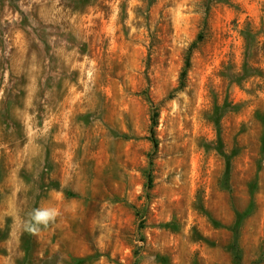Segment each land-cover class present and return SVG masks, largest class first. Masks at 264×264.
Instances as JSON below:
<instances>
[{
  "label": "rangeland",
  "instance_id": "374dc122",
  "mask_svg": "<svg viewBox=\"0 0 264 264\" xmlns=\"http://www.w3.org/2000/svg\"><path fill=\"white\" fill-rule=\"evenodd\" d=\"M0 264H264V0H0Z\"/></svg>",
  "mask_w": 264,
  "mask_h": 264
},
{
  "label": "trees",
  "instance_id": "16d2710c",
  "mask_svg": "<svg viewBox=\"0 0 264 264\" xmlns=\"http://www.w3.org/2000/svg\"><path fill=\"white\" fill-rule=\"evenodd\" d=\"M192 50H193V46L188 50V52L186 54L185 61H184V67H183L182 72L180 73V77H179V85H178L177 91H182L185 88L186 77H187V73H188L189 68H190V60H191ZM146 100L151 105L149 140L153 146V151H152L153 154L150 155V160H149V164H148L149 169H148L147 174H146L147 188L150 189L151 184H152V179H151V175H150V167L152 166V156L155 154V152L157 151V148H158V143H157V140L155 138V128L158 125V122H157L158 113H157L156 107L150 101L148 96H146ZM226 179H227V176H226Z\"/></svg>",
  "mask_w": 264,
  "mask_h": 264
},
{
  "label": "clouds",
  "instance_id": "9594fccd",
  "mask_svg": "<svg viewBox=\"0 0 264 264\" xmlns=\"http://www.w3.org/2000/svg\"><path fill=\"white\" fill-rule=\"evenodd\" d=\"M56 216L54 209H36L32 214L31 220L34 221L35 225L47 226L50 220H53ZM36 227H30L29 231H37Z\"/></svg>",
  "mask_w": 264,
  "mask_h": 264
}]
</instances>
